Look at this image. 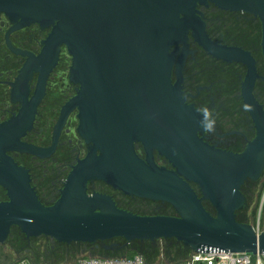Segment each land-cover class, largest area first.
<instances>
[{"label": "water", "instance_id": "water-1", "mask_svg": "<svg viewBox=\"0 0 264 264\" xmlns=\"http://www.w3.org/2000/svg\"><path fill=\"white\" fill-rule=\"evenodd\" d=\"M209 3L258 15L264 29V0H0V17L18 28L53 27L43 59L66 47L72 58L70 81L79 86L68 110H78V134L92 146L73 168L60 198L46 206L28 170L7 155L40 154L21 141L31 123L24 126L20 114L0 125V186L8 196L0 202V247L17 227L28 239L46 237L65 244L175 239L192 252L264 255V231L257 234L253 225L237 220L246 203L242 185L263 173L264 121L246 153L216 150L198 137L202 116L171 83V49L187 43L188 31L200 20L197 7ZM203 37L210 53L254 63L246 53ZM255 78L253 68L248 93ZM136 143L145 147L147 161L136 153ZM154 150L175 169L158 167L152 160ZM91 181L104 182L126 196L167 203L178 216H142L120 209L110 196L89 194ZM191 183L198 185L201 197Z\"/></svg>", "mask_w": 264, "mask_h": 264}, {"label": "flooded vegetation", "instance_id": "flooded-vegetation-1", "mask_svg": "<svg viewBox=\"0 0 264 264\" xmlns=\"http://www.w3.org/2000/svg\"><path fill=\"white\" fill-rule=\"evenodd\" d=\"M197 11L200 20L197 27L188 31L187 43L171 49V83L180 90L185 104L193 107L202 120L201 109L207 108L211 112V119L215 120L214 131L205 132L200 119L198 137L216 150L242 155L257 139L259 123L264 121L263 21L250 12L225 10L212 3L199 5ZM52 29L38 24L18 28L4 15L0 17V125L23 114L26 120L23 125L31 123V127L25 130L21 141L40 151L39 155L18 151L7 152V155L28 170L31 185L46 206L60 198L73 168L86 159L92 148L78 134V110H68V103L77 95L79 86L70 81L72 58L66 47L60 46L46 60L41 57ZM203 36L216 46L246 53L254 63L225 60L221 53H210L202 44ZM253 68L256 78L248 93L246 85ZM46 72V85L40 94V81ZM245 105H249L250 110H245ZM135 145L138 156L147 161L143 144ZM152 160L158 167L175 169L157 150L153 151ZM191 185L201 197L198 185ZM263 187L264 169L258 180H248L242 185L241 193L246 203L237 212L240 223L253 225L249 204L258 199ZM88 193L110 196L120 209L137 215L178 216L167 203L126 196L101 181L89 182ZM7 200L6 190L0 186V202ZM204 205L214 210L209 201H204ZM255 225L264 231V221ZM105 243L65 244L46 237L28 239L20 232L19 238L10 236L0 250L21 248L31 251L33 248V257L27 259L30 262L40 259L57 263L63 258L73 260L84 254L99 257L100 249L108 246Z\"/></svg>", "mask_w": 264, "mask_h": 264}, {"label": "rangeland", "instance_id": "rangeland-1", "mask_svg": "<svg viewBox=\"0 0 264 264\" xmlns=\"http://www.w3.org/2000/svg\"><path fill=\"white\" fill-rule=\"evenodd\" d=\"M68 62H70V60L68 59ZM250 207V211L253 208V211L249 213L251 214L250 216V223H252L253 225L260 223V221H264V187L262 189V192L260 194V196L258 197V199L254 202H250L249 204ZM175 213V212H174ZM165 216H169V215H165ZM19 230L18 229H14L11 232V236H14L15 239L19 238ZM157 244L160 246V253L157 255L152 254L150 252L147 251V247H145V249H142V246L139 247V249L141 250V252H143V254H145V256L152 262L151 264H177L180 263L184 260H186L189 257V254L183 255L182 257H174V258H169L166 253L164 252V248L165 247V240H158ZM37 247V246H36ZM130 247V246H129ZM127 248V250L122 254V256L120 257H126L128 255V251L129 249H138V244L134 243L130 248ZM15 251H11L9 249H6L4 252V254L6 255V259L5 262L2 264H21L19 263V261H24L27 259H30L33 257V248L31 251L28 250H21V248H17L14 249ZM146 250V251H145ZM136 255V253L130 252L129 254V258H133ZM88 255H80L76 258H74L73 260H68L67 258H63L62 261H59L57 263H47L43 260L40 259H35V261L32 263L29 261L31 264H76V262L78 261V259H80L81 257H86ZM101 257V256H100ZM31 260V259H30ZM28 263V264H30Z\"/></svg>", "mask_w": 264, "mask_h": 264}, {"label": "built area", "instance_id": "built-area-1", "mask_svg": "<svg viewBox=\"0 0 264 264\" xmlns=\"http://www.w3.org/2000/svg\"><path fill=\"white\" fill-rule=\"evenodd\" d=\"M257 234L262 232L259 225H254ZM199 257V259H196ZM264 264V255L251 253H202L192 252L182 263L184 264ZM21 264L30 263L27 260L19 261ZM149 262L141 254L129 257H81L76 264H148ZM31 264V263H30Z\"/></svg>", "mask_w": 264, "mask_h": 264}, {"label": "trees", "instance_id": "trees-1", "mask_svg": "<svg viewBox=\"0 0 264 264\" xmlns=\"http://www.w3.org/2000/svg\"><path fill=\"white\" fill-rule=\"evenodd\" d=\"M207 210L210 211L211 213H215L214 210H211L210 207H207ZM14 229H18L17 227L13 228L12 231ZM19 232H21L19 230ZM166 244L164 248V252L166 253V255L169 258H174V257H182L183 255L189 254V256L191 255L192 251L189 247L185 246L183 243H180L178 241H176L175 239H170V240H165ZM108 246L113 245V247L109 250L107 249H100V252L98 254V256L100 257H108V258H113V257H120L122 256V254L127 250V248L130 246H132L134 243L138 244V249L139 247L142 246V249H145V247H147V251L157 255L160 253V246L157 244V241L155 242H151V241H145L143 243H141L140 241H134L131 244H127V242L123 239H115L109 242H106ZM105 243V244H106ZM129 247V248H130ZM146 251V250H145ZM130 252L136 253V254H141L145 257V259L149 262L148 264H151L152 262L145 256V254H143V252H141V250H135V249H129V251L127 252L128 255L126 257H129ZM6 255L4 254L3 250H0V264L5 262L6 259ZM185 261V260H184ZM182 261V262H184ZM177 263V264H184V263Z\"/></svg>", "mask_w": 264, "mask_h": 264}, {"label": "clouds", "instance_id": "clouds-1", "mask_svg": "<svg viewBox=\"0 0 264 264\" xmlns=\"http://www.w3.org/2000/svg\"><path fill=\"white\" fill-rule=\"evenodd\" d=\"M245 110H250L249 105H245ZM203 113V120L201 121L202 127L205 132H213L215 127V120L211 119V112L207 108H203L200 110ZM199 259V257H196ZM258 264L260 262L258 261Z\"/></svg>", "mask_w": 264, "mask_h": 264}]
</instances>
